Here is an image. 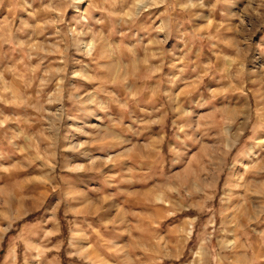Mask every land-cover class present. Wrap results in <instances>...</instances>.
Listing matches in <instances>:
<instances>
[{
	"label": "rangeland",
	"instance_id": "374dc122",
	"mask_svg": "<svg viewBox=\"0 0 264 264\" xmlns=\"http://www.w3.org/2000/svg\"><path fill=\"white\" fill-rule=\"evenodd\" d=\"M0 264H264V0H0Z\"/></svg>",
	"mask_w": 264,
	"mask_h": 264
}]
</instances>
